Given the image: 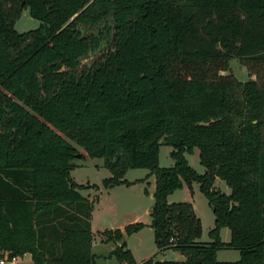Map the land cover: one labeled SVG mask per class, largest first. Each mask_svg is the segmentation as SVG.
I'll use <instances>...</instances> for the list:
<instances>
[{"label": "trees", "instance_id": "obj_1", "mask_svg": "<svg viewBox=\"0 0 264 264\" xmlns=\"http://www.w3.org/2000/svg\"><path fill=\"white\" fill-rule=\"evenodd\" d=\"M25 6L40 24L18 31ZM103 41L109 47L81 65ZM232 57L253 77L222 72ZM69 139L103 158L105 187L128 181V167L155 173L157 249L185 258L143 264H264V0H0V246L30 252L35 264H96L97 197L80 189L98 185L70 174L79 151ZM161 143L174 146L170 166L158 164ZM194 146L202 173L184 156ZM183 181L199 182L208 199L211 240L199 239L190 201L167 200ZM141 226L100 234L132 263L125 235ZM222 246L240 257L218 260Z\"/></svg>", "mask_w": 264, "mask_h": 264}, {"label": "rangeland", "instance_id": "obj_2", "mask_svg": "<svg viewBox=\"0 0 264 264\" xmlns=\"http://www.w3.org/2000/svg\"><path fill=\"white\" fill-rule=\"evenodd\" d=\"M107 23L110 26L113 25L110 17L107 18ZM39 24L40 20L31 16L28 7L25 6L21 9L14 26L18 31H24L35 28ZM104 27L105 22H101L92 30H105ZM108 47L109 43L103 41L99 48L89 52L81 59V65H89L94 57ZM229 71L240 80L251 77L246 67L240 63L237 57H232L229 60V69L222 72L227 73ZM69 140L79 152L84 154L82 157H75L74 161L77 165L70 171V174L75 180L83 184L96 183L98 185L97 188L92 186L81 188L83 192H91V199L95 196L97 197L93 202L90 218L91 229L95 233V241L91 246V251L95 254L96 264H124L111 253V250L115 247V242L113 240H101L100 230L116 227L123 229L126 224L136 221L141 222L142 226L138 230L125 235L126 245L131 249L134 256V262L131 264H143V260L149 256H153L154 259L183 260L185 256L178 250L173 248L157 249L153 228L150 225V211L154 202L155 173L148 167H128L123 174V178L128 181L105 187L102 184V179L111 175V170L104 165L103 158L89 156L74 140ZM173 147L169 143H161L159 145V166H170L174 163L175 158L171 154ZM184 156L197 172H204L205 166L200 161L199 148L197 146H194L191 150L184 151ZM213 185L221 191L227 193L230 191L229 184L219 176L214 177ZM167 200L169 202L190 201L194 212L200 218L201 230L199 239H212L210 230L215 225L214 213L206 195L199 188V182L192 181L190 187L183 181L180 187L167 194ZM218 233L223 241L230 239L228 225H219ZM215 256L218 260H235L240 257V252L235 247L222 246L216 250Z\"/></svg>", "mask_w": 264, "mask_h": 264}, {"label": "built area", "instance_id": "obj_3", "mask_svg": "<svg viewBox=\"0 0 264 264\" xmlns=\"http://www.w3.org/2000/svg\"><path fill=\"white\" fill-rule=\"evenodd\" d=\"M124 264H131L123 261ZM35 264L30 252L11 253V250L0 246V264Z\"/></svg>", "mask_w": 264, "mask_h": 264}, {"label": "crops", "instance_id": "obj_4", "mask_svg": "<svg viewBox=\"0 0 264 264\" xmlns=\"http://www.w3.org/2000/svg\"><path fill=\"white\" fill-rule=\"evenodd\" d=\"M251 77H253V76H251ZM75 168V167H74ZM77 181V180H76ZM78 182V181H77ZM79 183H81V182H79ZM80 191H81V189H80ZM84 195H87L90 199H91V197H90V195H91V192L90 191H87V192H83V191H81ZM93 231V230H92ZM100 239L101 240H103V241H107L106 240V238L105 237H102V235L100 234ZM95 241V233H94V231H93V241H92V244H93V242ZM120 241H116L115 242V244L116 243H119ZM92 246V245H91Z\"/></svg>", "mask_w": 264, "mask_h": 264}, {"label": "water", "instance_id": "obj_5", "mask_svg": "<svg viewBox=\"0 0 264 264\" xmlns=\"http://www.w3.org/2000/svg\"><path fill=\"white\" fill-rule=\"evenodd\" d=\"M76 156H80V153H79V152H77V153H76Z\"/></svg>", "mask_w": 264, "mask_h": 264}]
</instances>
